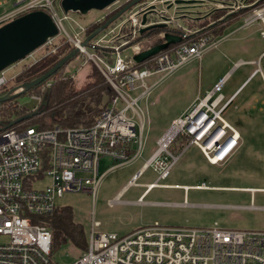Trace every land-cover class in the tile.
<instances>
[{"label": "built area", "instance_id": "obj_1", "mask_svg": "<svg viewBox=\"0 0 264 264\" xmlns=\"http://www.w3.org/2000/svg\"><path fill=\"white\" fill-rule=\"evenodd\" d=\"M129 1L118 0L103 9L105 14L96 22L113 15ZM173 1L142 0L127 8L117 18L118 23H111L101 36L84 45L88 35L85 28L71 36L62 27L57 13L60 0H13L12 8L0 16L1 25L26 12L48 13L58 29L57 36L70 43L79 57L90 61L112 91L107 104L87 126L0 127V264H55L50 230L34 220L59 209L56 202L65 193L82 191L94 197L105 173L136 160L143 148L146 120L140 101L164 76L189 60H199L205 49L215 45L207 36L186 38L188 31H183L181 42L142 62L134 60L136 54L155 46L162 36L139 34L142 13L149 6L159 11L158 4L164 9ZM255 2L216 0L213 5L229 14H240L245 26L261 23L260 34L264 36V3L255 6ZM160 21L163 20L159 14H147L144 25ZM54 37L25 56L32 58L42 48L38 59H32L28 65L54 54ZM257 71L264 83L260 69ZM152 76L156 79L146 83V78ZM14 77L7 76L5 69L0 71V91ZM225 78H219L211 90L171 120L157 139V148L142 169L153 165L158 177L146 189L161 186L159 181L167 177L170 166L192 145L207 163L218 166L227 162L240 146L238 131L221 117L233 98L225 99L220 93ZM41 97L31 95L38 105ZM177 139L182 143L177 153L180 152L171 153L168 147ZM103 158L109 164L99 172V160ZM138 173L133 174L129 185L136 184ZM97 227L98 223L93 221L85 249L71 264H264V230L224 229L216 224L207 228L150 224L117 235L96 231Z\"/></svg>", "mask_w": 264, "mask_h": 264}, {"label": "rangeland", "instance_id": "obj_2", "mask_svg": "<svg viewBox=\"0 0 264 264\" xmlns=\"http://www.w3.org/2000/svg\"><path fill=\"white\" fill-rule=\"evenodd\" d=\"M262 3L264 0L260 2L261 5ZM12 5L13 0H0V16L8 12ZM157 8L162 11L163 5L158 4ZM173 12L172 8L166 14L171 17ZM57 13L62 18V27L65 28L68 35L73 36L82 28H85L86 32V26L96 22L105 14V11L89 10L87 14L81 16L70 11L67 14L62 13L57 6ZM175 21L181 26L185 25L184 19L179 18ZM118 22L117 19L113 23ZM243 23V18H237L223 28L216 36L215 48L204 52L200 60H189L173 73L164 76L150 90L145 99L140 101L139 106L146 114V120L143 128V148L136 160L105 173L94 197H91L90 193L80 191L65 193L56 202L57 207L69 206L71 208L72 221L81 225L86 238L89 237L88 233L93 221L98 223L96 231L113 232L117 235L150 224L205 228L216 224L224 229L226 227L224 225L228 224L232 229L264 230V212L231 211L213 207L224 204L264 207V191H253L254 199L251 201L249 199L251 193L239 189L253 187L264 189V83L259 73L249 77L221 114L222 119L237 130L240 135L241 144L232 157L221 166L211 165L202 157L197 147L192 145L177 157V162L170 166L168 176L159 181V185H176L178 189L154 187L145 197V201L177 203L181 200V190L183 189L181 186H187L190 191L185 200L187 203L185 207L107 204V200L112 197L119 186L124 184L148 160V157L157 148V139L168 129L170 121L181 115L180 112L190 105L195 96L201 97L206 91L211 90L219 78L232 69L234 62L241 61L243 64L238 65L230 72L221 87L220 93L227 99L257 67L255 63L247 64V61L258 59L264 49V38L262 39L259 35L257 22L247 28H240ZM103 31L99 32L97 37L101 36ZM147 31L149 30L145 32ZM56 36L53 43H63ZM207 37L210 40L215 38L211 35ZM41 52L42 48L37 50L32 58L27 57L5 69L7 76L15 75L6 84L7 89L11 90V87L20 84L16 80L17 72L23 73L28 69L27 65L32 59H38ZM259 61L264 73V54ZM95 69L90 61H85V57L75 54L70 62L58 69L54 78H70L71 87L79 90L85 86L89 80L87 76ZM51 79L48 78L40 84V93L49 86ZM154 79H156L155 76L146 78V83L150 84ZM43 94L33 95L41 96ZM12 99L18 106L29 110L27 112L38 106V103L28 93L20 94ZM181 144V141L177 139L169 145L168 150L171 153H177ZM99 161V172H102L109 163L105 159ZM168 161L170 159L166 160L167 163ZM153 168L154 166L150 165L143 169L135 181L136 184L129 186L120 199L134 200L143 191L140 184H149L158 177V173ZM195 185L217 188L201 191ZM81 251L69 241L61 242L51 251L52 259L55 264H71Z\"/></svg>", "mask_w": 264, "mask_h": 264}, {"label": "trees", "instance_id": "obj_3", "mask_svg": "<svg viewBox=\"0 0 264 264\" xmlns=\"http://www.w3.org/2000/svg\"><path fill=\"white\" fill-rule=\"evenodd\" d=\"M255 1V0H249ZM262 0H256L255 6L259 5ZM222 11L215 12L211 15V18L217 19L218 16L224 14ZM112 14L107 15V17L98 22L89 23L86 26V34H90L95 29L99 27L106 19L111 17ZM206 18L201 19H193L194 21L186 20L184 21L185 25H198L203 26V24H207ZM191 22V23H189ZM195 22L196 24H194ZM184 25V26H185ZM165 28L151 29L145 32L143 35H152L163 31ZM221 30V26L216 27L209 35L215 37L219 31ZM166 31V30H164ZM175 32L177 34H175ZM170 35L172 33V37L180 38L178 42L182 41L181 35L182 31L178 30H169L166 32ZM208 35V36H209ZM59 37L63 43H55L56 50L54 54L46 55L42 57L38 62L32 65H27L29 67L23 73H17L16 80L18 83H23L25 81L33 80L39 77L43 72L51 68L55 62H57L60 58L67 55L71 50L72 46L70 43L65 42L64 38ZM196 39L197 37H191ZM162 40H158L155 45H158ZM175 44V42H174ZM171 46V45H170ZM73 58V57H72ZM71 60V59H70ZM70 62V61H69ZM68 63V62H67ZM66 63V64H67ZM64 64L62 67H64ZM92 64V63H91ZM93 65V64H92ZM94 66V65H93ZM60 67L59 69H61ZM58 71V69H57ZM50 76L51 83H49V92L45 95L47 105L41 108L37 114L27 118V120L20 121L14 126L16 127H27L34 125L39 129L42 128H50L54 125H59L61 127H72V126H87L92 123L103 106L107 104L109 101L112 91L109 86L104 81L102 74L97 71V69L93 70L91 74L87 76L89 80L85 83V86L79 90L71 87L70 78H54L57 74ZM48 79V78H47ZM45 81V80H44ZM42 83V82H41ZM40 83V84H41ZM40 84L30 87L26 93L33 94H42L45 93V90L40 93ZM18 85V84H17ZM7 85L0 91V96L5 95L7 93L6 88ZM27 109L18 106V104L11 100H6L0 103V127H4L10 121L15 118H19L25 113H27ZM40 220V221H39ZM35 223L44 224L50 230L51 234V251L55 249L61 242L69 241L74 247L79 248L80 250H84L86 247V236H84L82 227L79 223L72 221V212L69 206H61L59 209L55 210L52 214L45 216L44 218L34 220Z\"/></svg>", "mask_w": 264, "mask_h": 264}, {"label": "water", "instance_id": "obj_4", "mask_svg": "<svg viewBox=\"0 0 264 264\" xmlns=\"http://www.w3.org/2000/svg\"><path fill=\"white\" fill-rule=\"evenodd\" d=\"M118 0H60L59 7L62 13L67 14L68 11L76 12L83 16L88 13L89 10H103L112 6ZM142 0H131L125 6L118 9L111 17L106 19L102 24L99 25L90 34L86 35L83 41V45L91 38L98 35L99 32L107 28L113 21L121 16L127 8L139 3ZM199 0H174L172 3H168L164 6V9L155 10L154 6H149L142 13L140 20V25L143 27L139 29V34H142L146 30L166 28L168 23L174 18H186L190 13L187 10L189 7L193 8L200 4ZM174 9L173 16L168 17L167 11ZM187 10V11H186ZM147 14H159L161 20L158 23H153L150 25H144L146 22ZM175 15V16H174ZM58 34V29L56 28L54 22L48 13L38 10L23 13V15L8 20V22L0 25V71L10 67V65L15 64L21 60H24L25 56L29 55L40 46L45 44L46 40L53 38ZM165 39L164 43L153 46L144 52L136 54L134 60L136 62H142L145 58H148L159 50L165 49L169 44L179 41L180 38L171 36L168 33L163 34ZM76 49L71 50L67 55L60 58L55 64L43 72L39 77L25 81L19 85L11 87L5 95L0 96V103L6 100H11L20 94L25 93L30 87L36 86L55 74V71L62 67L64 64L70 61V59L76 54ZM50 88L47 86L45 93L42 95L40 104L27 114L15 118L10 121L4 128H10L14 124L27 120V118L34 116L38 111L47 105L45 95L49 92Z\"/></svg>", "mask_w": 264, "mask_h": 264}, {"label": "crops", "instance_id": "obj_5", "mask_svg": "<svg viewBox=\"0 0 264 264\" xmlns=\"http://www.w3.org/2000/svg\"><path fill=\"white\" fill-rule=\"evenodd\" d=\"M237 18H243V16H241L240 14H236L235 16H232V17H230L229 18V21H227L226 23H224V25H220L221 26V30L219 31V32H221L222 31V29L223 28H225V27H227L229 24H231L234 20H236ZM258 23V28H257V30H258V32H259V35L262 37V39L264 38V36H262L261 34H260V32H261V30H262V25H261V23H259V22H257ZM247 26H249V25H247ZM247 26H245L244 25V23H243V25H241L240 26V28H247ZM160 33V32H159ZM163 34L164 33H162V36H161V39L160 40H162L161 42H159V44H161V43H164L165 42V39L163 38ZM175 34H177L176 32H175ZM170 35H172V33H170ZM218 35V34H217ZM216 35V36H217ZM216 36H215V38L213 39V42H215V45L214 46H211V47H209V48H207V49H205L204 50V52H209L210 50H211V48H215L216 47V44H217V42L215 41V39H216ZM160 38V37H159ZM177 42V41H176ZM175 42V43H176ZM174 44V42L173 43H171V44H169L167 47H169L170 45H173ZM156 46V45H155ZM166 47V48H167ZM163 50V49H162ZM263 54H264V49H263V52H261L260 53V55L258 56V59L257 60H249V61H247V64H249V63H251V64H253V63H255L256 65H257V67L249 74V76L246 78V79H244L240 84H239V86L235 89V91L232 93V94H230L229 95V97H235V94H236V92L240 89V87L242 86V85H244L246 82H247V80L249 79V77H251L252 75H254L255 73H258V69H260V71H261V73H262V75H263V77H264V73H263V71H262V68H261V65H260V61H259V59L263 56ZM200 60V59H199ZM236 62H234V64H233V67H232V69H230L229 71H227L226 73H224L223 74V76L222 77H228L229 76V74H230V72L232 71V70H234L235 68H237L238 67V65H236L235 64ZM243 64V63H242ZM246 64V63H245ZM240 65V64H239ZM19 72V71H18ZM17 72V73H18ZM16 74V73H15ZM261 76V75H260ZM198 96H195V98H194V100L197 98ZM200 97V96H199ZM194 100L190 103V105L187 107V108H185L183 111H185L186 109H188L190 106H191V104L194 102ZM183 111H181L180 113H182ZM175 119V118H174ZM173 120V119H172ZM104 159V158H103ZM105 160H107V159H105ZM109 162V161H108ZM210 164V163H209ZM212 165V164H211ZM142 166H143V164L141 165V167H139V169L135 172V173H137L138 171H139V173H138V176H137V178H139V176L141 175L140 173L142 172ZM145 169V168H144ZM134 173V174H135ZM169 174V173H168ZM133 176V175H132ZM132 176L124 183V184H122L121 186H119V188L117 189V191L112 195V197L110 198V199H108L107 200V204L108 205H119V204H127V205H140V206H143V207H164V206H176V207H179V206H181V207H185L186 205H187V203L185 202V200L187 199V197H188V195H189V191H190V189H188V187L187 186H181V187H183V189L181 190V200L179 201V202H177V203H173V202H155V201H153V200H149V201H145V197L147 196V195H149V193L151 192V190L154 188V187H150L149 189H146V186L148 185V184H140V186L143 188V191L134 199V200H121L120 199V196H122L127 190H128V188H129V186H132V185H129L128 183H129V181H130V179L132 178ZM168 176V175H167ZM166 178V177H165ZM161 185V184H160ZM196 186V188L198 189V190H201V191H207V189L209 188V190L210 189H216L214 186H211V187H204V186H197V185H195ZM161 188H172V189H178V187L176 186V185H166V184H164V185H161L160 186ZM181 187H179V188H181ZM205 189V190H204ZM239 189H241V190H244V191H249V193H251V195H250V200L251 199H254V197H252V193H253V191H256V190H262V191H264V189H260V188H256V187H253V188H239ZM252 201V200H251ZM194 204H196V203H194ZM194 204H192V205H194ZM197 206V205H196ZM193 207V206H192ZM214 208H216V209H221V210H224V209H226V210H231V211H239V210H245V211H252V212H254V211H259V212H264V207L263 206H252V205H241V206H233V205H215V206H213ZM226 226V227H225ZM224 227L225 228H230V225H228V224H225L224 225ZM232 229V228H231Z\"/></svg>", "mask_w": 264, "mask_h": 264}, {"label": "flooded vegetation", "instance_id": "obj_6", "mask_svg": "<svg viewBox=\"0 0 264 264\" xmlns=\"http://www.w3.org/2000/svg\"><path fill=\"white\" fill-rule=\"evenodd\" d=\"M213 1H216V0H199V2H201V3L198 4V6H196V7H193V8L189 7L187 10L189 11L188 13H190V14L186 18H183V17L181 18V19H184L185 21L186 20L194 21L193 19H196V20L201 19L202 20V18L207 17V19H205L206 21L209 20L207 24H203V26H198L195 22H193L196 25L192 24L190 26H187V25L181 26L180 23H176V21H175L178 19L174 18L171 22L168 23V26L164 29L166 31H164V30L160 31V34L168 32L169 30L175 29V30H178L180 32L181 31L182 32L188 31V34L185 35L186 38H188V37L202 38L203 36H208L211 33V31H213L216 27H218L219 25H222L223 23H226L230 17L236 15L234 13H232V14L227 13V11L224 10V8L215 7L213 5ZM217 10L222 11V12L225 11V13L218 16L217 19L211 18V15L214 14L215 12H217ZM172 16H173V14H172ZM172 16H171V18H172ZM189 23H191V22H189ZM158 33H155L152 35L156 36V35H158ZM160 39H161V35H160Z\"/></svg>", "mask_w": 264, "mask_h": 264}]
</instances>
